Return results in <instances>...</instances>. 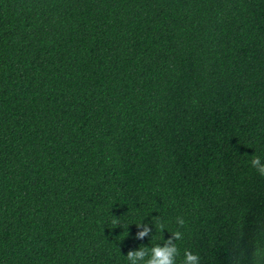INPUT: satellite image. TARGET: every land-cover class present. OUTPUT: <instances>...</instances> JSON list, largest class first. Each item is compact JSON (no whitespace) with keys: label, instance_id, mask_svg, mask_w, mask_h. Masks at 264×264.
Here are the masks:
<instances>
[{"label":"trees","instance_id":"1","mask_svg":"<svg viewBox=\"0 0 264 264\" xmlns=\"http://www.w3.org/2000/svg\"><path fill=\"white\" fill-rule=\"evenodd\" d=\"M253 155L264 0H0V264H264Z\"/></svg>","mask_w":264,"mask_h":264},{"label":"clouds","instance_id":"2","mask_svg":"<svg viewBox=\"0 0 264 264\" xmlns=\"http://www.w3.org/2000/svg\"><path fill=\"white\" fill-rule=\"evenodd\" d=\"M264 160L260 156L253 155L250 159V167L261 177H264V164L261 161ZM176 224L179 226L177 230L172 231L167 238H162V242L156 243L151 247L144 245L138 246L134 250L127 251L123 254L127 261L131 264H177V257L180 256V249L177 245V241L184 239V233L180 230L185 225L183 217H176ZM114 224H118V219L113 220ZM138 228H142L137 233V239L148 236L152 229L146 224H138ZM159 230L164 231V224L158 223ZM181 264H201V257L198 253L185 249L183 252V259Z\"/></svg>","mask_w":264,"mask_h":264}]
</instances>
